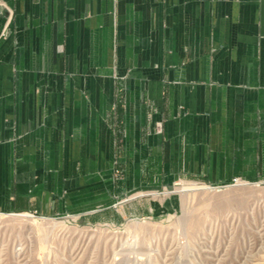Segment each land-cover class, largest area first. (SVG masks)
<instances>
[{"label":"crops","instance_id":"0c3cea01","mask_svg":"<svg viewBox=\"0 0 264 264\" xmlns=\"http://www.w3.org/2000/svg\"><path fill=\"white\" fill-rule=\"evenodd\" d=\"M118 141L132 174L263 168L264 0H0V209Z\"/></svg>","mask_w":264,"mask_h":264},{"label":"rangeland","instance_id":"374dc122","mask_svg":"<svg viewBox=\"0 0 264 264\" xmlns=\"http://www.w3.org/2000/svg\"><path fill=\"white\" fill-rule=\"evenodd\" d=\"M120 155L62 173L41 210L0 209V264H264V167L163 178Z\"/></svg>","mask_w":264,"mask_h":264},{"label":"bare ground","instance_id":"6f19581e","mask_svg":"<svg viewBox=\"0 0 264 264\" xmlns=\"http://www.w3.org/2000/svg\"><path fill=\"white\" fill-rule=\"evenodd\" d=\"M22 216H26L25 214H23Z\"/></svg>","mask_w":264,"mask_h":264}]
</instances>
